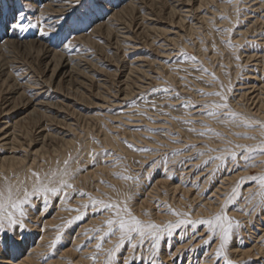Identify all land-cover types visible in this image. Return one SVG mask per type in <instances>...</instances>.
<instances>
[{"label":"rangeland","instance_id":"rangeland-1","mask_svg":"<svg viewBox=\"0 0 264 264\" xmlns=\"http://www.w3.org/2000/svg\"><path fill=\"white\" fill-rule=\"evenodd\" d=\"M201 2L204 3L203 1ZM201 2L200 0H79V2L78 0H0V127L4 126L6 121L10 124L19 117L25 116V121L21 124H17V128L22 131L25 130L26 133H31V138H36L39 134V128L37 130L36 127L37 122H43L42 124L46 122L45 128L47 130V127H49V131H47L53 134V136L57 137L58 135H62L58 136V138H65L67 132L65 139L71 140V144L66 146V148L58 141L52 140V143L47 141L48 145L51 146H49L50 148H52L51 144H53L57 150H60L62 147L65 149H61L58 155L57 153L53 154V152H50V154H45L43 156L37 154L40 158L37 157L36 154L31 155V157L28 155L27 158L29 164L30 162L33 164L36 162L34 166L43 168L46 165L48 166L47 159L49 156L56 157L55 159L57 161L53 158L55 161L54 163L59 164V169H62L64 166L62 169L64 171L65 164L63 160H69V157H71V162L69 161L70 165H67V170L69 169L68 172L70 173L67 178L66 176H62V170L56 174L57 176H53V172H48L45 177L48 178L46 183L53 180H60L61 177H63V179L68 180L73 185V189L65 188L63 189L64 191L62 190L56 195L51 194L52 196L50 198L47 197L49 198L47 202H45V199L42 197L43 194H38L30 198V205L29 203L24 205L26 213L28 212L30 215L27 213L25 218L27 224L25 223L24 229L18 226L15 232L17 231L18 239L27 241V243H29L28 245L33 247L34 264H99L102 262V264H105L107 257L106 250L112 248L117 242L118 234L116 235L117 238L115 236H112L114 238H105L103 243L105 251L97 253L96 244L99 242L97 237L100 233L93 229L100 228L111 213L107 211H104L105 213L101 212V210H99L101 206L99 205V208L97 206L96 209L92 208L93 206L89 197L103 199L107 202L109 196L105 198L101 188H97L95 185L99 182L101 186L108 188V186H112L113 180H124L122 182L128 183V185L125 184V187H127L126 189L130 196L128 195L125 199H127L128 202L133 198L130 203L128 202L129 207L131 206L130 208L132 211L134 210L133 213L135 215L138 214V212L140 214L146 212L144 215L143 213L141 215H136L137 217H142L141 220L145 221L151 219V221H156L155 223H160L161 225H167L170 220L176 223L178 219L182 218L175 217L174 215L172 216V212L169 211L171 205L173 206L170 207L171 209L180 212H188L186 210L190 209L189 213H192L190 214L192 217L186 218L198 220V217L201 215H195V213L200 211L202 206H205V208L209 210L211 207L216 206L221 200H227V197L231 196L233 189L236 188V195L231 202L227 204L226 208L227 213L229 212L228 215L233 218L232 220L239 221L241 225L238 227L239 229L233 228L232 235H234V237H231L229 240L226 250V253L228 252L227 258L231 261L234 260L232 264H264V255H260L262 252L260 251L259 253L258 247H253V245L257 243V246H260L264 252V233L262 232L264 227L262 228L260 226V221L256 223L257 221L254 218L257 216L258 212H260V209H257L258 207L255 206L257 198H253V191L249 192L246 188L242 189L244 183H241L239 185L240 188L237 189V183H235L237 181L227 180V177L232 175L233 172L236 174L243 172L242 170L252 175L255 173L256 167H246L242 149L236 148L237 159L235 160H233L230 155H226L228 153L224 151L232 147L233 143L240 142L238 139H240L241 142L247 141L248 138H245V136L251 137V135H249V130H251V128L256 129V123L253 125L256 127L243 128H239V126L232 123L221 125V123L208 117L203 108L205 103H211L215 99V101H217L219 98L201 94V92L225 91L227 95L229 92L227 96L230 97V99L228 98L229 105H233L232 107L234 108H239L240 106L237 110L230 105L231 109L234 111L236 110L237 113L240 112L244 117L248 114V116L255 115V113H252L254 112L252 108L254 104H250L251 101H248V103L240 99L238 100L237 97L241 92L248 91L246 88L255 82L253 78L258 76L257 73L260 69H263L264 72V65L262 64L264 61H261L260 58L264 53V7L260 6L261 2L264 3V0H210L208 3L205 2L204 4ZM125 5H131L132 8H125ZM45 6H48L47 9ZM124 8L125 10L122 11ZM223 8H225L224 10L226 12ZM120 10L121 12H119ZM172 10L177 13H171ZM186 10H188V12ZM20 12L24 14V22H31L34 27L29 28L27 31H22L11 26ZM116 12H118V14ZM54 14L56 16H54ZM51 16L53 18L59 17V21H57L58 18L53 19ZM206 16H208V19ZM179 19H181V21ZM42 31L48 33V35H42ZM122 36L124 37L122 38ZM182 52L187 55L182 56ZM252 54L256 55V57L247 59L248 56ZM192 57H195V60L191 59ZM254 64L255 66L257 64L259 70L255 68ZM251 65L252 67H250ZM204 69L207 71H203ZM256 71L258 72L256 73ZM2 73L9 75L8 77L11 79V83L19 86L16 91L22 92V102L19 103L17 100L14 102V99L4 101V97L7 95L5 93V85L8 81H4L6 75L3 76L1 75ZM244 73H246V75ZM248 78H252V80ZM262 80H264V73L261 78V81ZM220 84L225 88L222 89ZM165 88L170 89V91H162ZM228 88H232V90L227 91ZM244 88L246 90H244ZM229 94H234L235 97ZM25 101L28 102L24 104ZM233 102L236 103V105H234ZM37 103L41 105H37ZM185 103H188L189 107H183L182 105ZM191 105H195V107ZM35 106L39 108H37L38 114L36 112L34 116L29 115V111ZM244 106L246 107L244 108ZM42 114L44 117H42ZM66 124L70 126L71 130L68 129V126L66 127ZM51 128L52 130H50ZM192 129H195V131H192ZM209 129H211V131H209ZM202 132L204 133L203 135L200 134ZM235 132L241 134L236 135ZM216 133H220V135H216ZM232 137L237 141L235 142ZM85 138L89 139L86 140ZM116 139L117 142L113 141ZM204 139L207 144H205ZM83 140L86 141L84 144ZM198 141L199 143L197 144ZM85 143H88L90 146ZM91 144H95L96 146ZM114 144H116V148ZM195 144L198 146H195ZM48 145L45 146L49 150ZM38 146L40 145L37 144L36 148ZM105 148L107 149L105 150ZM114 149L117 150L115 151ZM1 150L2 148H0V152ZM61 151L67 154L64 153V155H60ZM25 152L26 151L21 152V154ZM91 152H94V154L92 155ZM95 153H97V156H95ZM219 155L225 156V162L222 163L220 160L211 159ZM45 156L48 157L46 158ZM172 157L177 162L173 160ZM257 157L258 156H255V160ZM34 158V162L31 161V159ZM36 158H39V160ZM158 159L159 161H157ZM207 160L209 162L205 164ZM123 162L125 163L123 164ZM74 163L75 166L71 165ZM247 163L251 164L253 161ZM107 164L108 166H106ZM116 166H119L121 169ZM99 167L101 169H99ZM154 167L155 169H153ZM104 168L105 170H103ZM44 170H47V167L44 168ZM87 170L94 171L97 175L92 178V183L89 182L90 184L88 185H82V175L87 173ZM21 173L22 172H18L17 174L19 175ZM59 173H61L60 176ZM190 173L192 174L190 175ZM207 173L209 176H207ZM14 174L15 173L11 172V179L18 177L17 174ZM124 175L134 177L131 180H125L122 178ZM135 179L137 180L135 181ZM156 181H164L165 184L156 187ZM223 181L226 183H222ZM138 183L141 184L138 186ZM170 183H172V185ZM134 185L135 187H132ZM176 185H181V188L175 189L174 186ZM137 188L140 189L138 190ZM216 188H219L218 190L220 192L216 190ZM186 189H190L189 195L183 193V190L187 191ZM192 189L194 193L191 191ZM146 190L148 191L146 192ZM167 191H172L173 193ZM207 191L209 192L207 193ZM65 192L68 193V197L64 199ZM153 192L154 195H152ZM81 193H86V195L83 196ZM140 195L143 197L140 198ZM151 195L154 196V199L150 197ZM174 195L175 197L173 199ZM56 197L57 199H55ZM50 200L53 201V203ZM62 200L63 202H61ZM143 200H145V202L140 204ZM153 200H155V202ZM68 201H71V204ZM82 201H84V204ZM76 202L78 205H73L77 204ZM150 202H154L155 204L153 203L152 205ZM81 204H87V209L81 207ZM208 204L211 206L209 207ZM60 205L61 207H59ZM179 207H184V210H182V208L179 210ZM77 208L79 209L78 212L72 211V209ZM59 209L60 211L64 210V212H60ZM55 210H58L59 213L58 211L56 213ZM65 213L68 216H65ZM84 213H86V215ZM233 213L240 215L234 218ZM77 215H81L83 218L76 220L75 217ZM163 215H165V217ZM31 216L35 219L34 221L37 220L36 222H38V224H40L41 220H47L48 222V220L51 221L54 219L52 224L49 223L50 225L46 226L50 230L48 234L53 236L46 237L44 244H41L39 247H35L34 245V243H38L37 238H35L36 236H31L32 232L36 235L37 233L35 232L39 230L38 228L35 231L34 227L36 226H30L33 224ZM34 216L37 217L34 218ZM90 217H94V219ZM175 218H177V220ZM250 219L252 222L249 223ZM70 220L72 221L71 224L68 223ZM96 220H99V225L96 223ZM30 221L31 223H29ZM161 222H163V224ZM243 224L246 225L244 226ZM94 225H97V227L95 228ZM255 225H257L258 228ZM243 227L245 228L243 229ZM69 228H72V230L68 232V234L67 231ZM205 228L206 226L204 227L202 225H183L180 228H174L172 230V236L168 235L167 231H165L162 233L163 235L159 242V248L156 250H153L150 238L145 240L142 247H138L135 250L131 247V243H135V240L129 243L125 241L124 248L122 247L118 253H116L117 255H115L112 264H124V260L133 255H135L136 259L132 261V264H169L171 262V264H226L223 256L217 257L216 255L220 243L218 238L219 234L214 236L212 238L213 240H209V234L206 230L207 228ZM25 229H27V231ZM29 229L32 232H29ZM61 229L63 231H61ZM259 229V237L256 239L252 232L255 233L259 231ZM175 230L177 231L175 232ZM81 231L83 232V236ZM61 233L66 236L64 237L63 235V238ZM74 233H78V237H76L77 235ZM249 233H252L251 235L254 239ZM79 234H81L83 238H81ZM10 235L11 234H9V236ZM190 235H192L193 238ZM56 236H59V239H57ZM76 238L78 241L75 240ZM79 238L82 241L79 240ZM6 240L9 241L8 238ZM53 240L55 241L54 245ZM71 240L78 243L71 242ZM110 240L112 242L111 246L109 245ZM185 240L187 242H185ZM189 240L191 242H189ZM206 240L208 241L207 243H205ZM107 246L109 247L107 248ZM125 246H127L126 249ZM34 247L38 250L35 251ZM232 248L233 250H231ZM234 250L238 253L236 251L234 252ZM241 250H250V252L242 254L243 251ZM24 253L22 252V254ZM22 254L20 253L17 257H12V264H16L18 260L14 259H20L23 257ZM94 255L97 257L95 260L92 259ZM87 257H91V259H89L91 262L88 261ZM101 257L103 258L101 259ZM204 259H208L206 260L207 262Z\"/></svg>","mask_w":264,"mask_h":264},{"label":"bare ground","instance_id":"bare-ground-1","mask_svg":"<svg viewBox=\"0 0 264 264\" xmlns=\"http://www.w3.org/2000/svg\"><path fill=\"white\" fill-rule=\"evenodd\" d=\"M53 1V0H52ZM201 1H203L204 3L206 2V3H208L210 0H200V2ZM259 1V0H258ZM55 2V1H54ZM217 2V1H216ZM51 3H53V2H51ZM202 3V2H201ZM204 3H202V4H204ZM215 3V2H214ZM258 3V2H257ZM260 3V2H259ZM48 4H49V2H48ZM47 4V5H48ZM55 4V3H54ZM169 4V3H168ZM217 4V3H216ZM254 4H256V3H254ZM253 4V5H254ZM56 5H57V3H56ZM115 5V4H114ZM50 6H51V4H50ZM55 6V5H54ZM59 6V5H58ZM62 6V5H61ZM181 6V5H180ZM221 6V5H220ZM219 6V7H220ZM257 6H259V5H257ZM261 7H264V3L263 2H261V5H260ZM46 7V6H45ZM48 7V6H47ZM47 7H46V9H47ZM52 7V6H51ZM56 7V6H55ZM65 7V6H64ZM125 8H132V6L131 5H128V6H124ZM218 7V8H219ZM53 8V7H52ZM61 8V7H60ZM59 8V9H60ZM62 8H63V6H62ZM67 8V7H66ZM125 8L122 10V11H124L125 10ZM168 8V7H167ZM174 8V7H173ZM184 8V7H183ZM226 8V7H225ZM225 8H223V10L225 9ZM51 9V8H50ZM58 9V10H59ZM64 9V8H63ZM179 9H181V8H179ZM187 9V8H186ZM219 9H222V8H219ZM257 9V8H256ZM256 9H254V10H256ZM44 10H45V8H44ZM55 10V9H54ZM110 10H113V9H110ZM182 10V9H181ZM252 10V9H251ZM251 10H250V12H251ZM253 10V11H254ZM47 11V10H46ZM62 11V10H61ZM64 11V10H63ZM67 11V10H66ZM65 11V12H66ZM187 12H188V10H186ZM225 11V10H224ZM257 11V10H256ZM52 12V11H51ZM54 12H57V11H54ZM68 12V11H67ZM119 12H121V10L119 11ZM175 13L173 10L171 11V13ZM210 12H211V10H210ZM226 12V11H225ZM46 13V12H45ZM47 13H50V12H47ZM59 13V12H58ZM57 13V14H58ZM117 14H118V12H116ZM177 13V12H176ZM249 13V12H248ZM53 14V13H52ZM51 14V15H52ZM67 14V13H66ZM182 15V14H181ZM203 15V14H202ZM53 16V15H52ZM51 16V18H53ZM54 16H56L55 14H54ZM58 16V15H57ZM60 16H62V15H60ZM183 16V15H182ZM65 17V16H64ZM208 16H206V18H207ZM58 18V20L57 21H59V17H57ZM57 18H53V19H57ZM202 18V17H201ZM201 18H200V22H201ZM213 18V17H212ZM211 18V19H212ZM50 19V18H49ZM52 19V20H53ZM203 19V18H202ZM208 19V18H207ZM209 19H210V17H209ZM215 19H217V18H215ZM254 19V18H253ZM180 21H181V19H179ZM195 20V19H194ZM199 20V19H198ZM198 20H197V22H198ZM204 20V19H203ZM231 21V20H230ZM61 22V21H60ZM205 22V21H204ZM263 22V21H262ZM120 23V22H119ZM203 23V22H202ZM201 23V24H202ZM208 23V22H207ZM215 23V22H214ZM57 24V23H56ZM227 24V23H226ZM254 25V24H253ZM55 26V25H54ZM229 26V25H228ZM109 27V26H108ZM194 27V26H193ZM201 28V27H200ZM137 29V28H136ZM191 29V28H190ZM110 31V30H109ZM108 31V32H109ZM126 31V30H125ZM123 32V31H122ZM231 32V31H230ZM234 32V31H233ZM120 33V32H119ZM243 33V32H242ZM233 34V33H232ZM113 35V34H112ZM127 36V35H126ZM263 36V35H262ZM120 37V36H119ZM124 36H122V38H123ZM128 37V36H127ZM237 37V36H236ZM235 37V38H236ZM234 38V39H235ZM129 39V38H128ZM231 39H233V38H231ZM237 39V38H236ZM246 39V38H245ZM170 40H172V39H170ZM174 40V39H173ZM236 41V40H235ZM192 42V41H191ZM238 42V41H237ZM132 44V43H131ZM236 44V43H235ZM263 44H264V41H263ZM43 45V44H42ZM30 46H32V45H30ZM174 46V45H173ZM237 46H239V45H237ZM241 47V46H240ZM40 48H42V47H40ZM35 49H36V47H35ZM40 50V49H39ZM44 50H46V49H44ZM86 50V49H85ZM239 51H241V50H239ZM42 52H44V51H42ZM41 52V53H42ZM262 52V51H261ZM263 52H264V49H263ZM38 54V53H37ZM54 54V53H53ZM241 54V53H240ZM250 54V53H249ZM257 54H258V52H257ZM50 56V55H49ZM57 56V55H56ZM72 56V55H71ZM263 56V57H262ZM262 56L260 57L261 58V61H264V53L262 54ZM256 57V55H254V54H252V55H249L248 56V58L247 59H250V58H255ZM59 59V58H58ZM79 59V58H78ZM153 59V58H152ZM258 59V58H257ZM257 59H255V60H257ZM50 60H52V59H50ZM242 61H243V59H242ZM257 61H260V60H257ZM260 61V62H261ZM10 62V61H9ZM53 62H54V60H53ZM59 62H61V61H59ZM251 62V61H250ZM255 62V61H254ZM50 63V62H49ZM58 63V62H57ZM83 63V62H82ZM46 64V63H45ZM263 65H264V63H262ZM50 65V64H49ZM61 65V64H60ZM258 65H260V64H258ZM112 66V65H111ZM254 66H255V64H254ZM254 66H253V68H254ZM4 67V66H3ZM62 67V66H61ZM64 67V66H63ZM242 67V66H241ZM250 67H252V65L250 66ZM72 68V67H71ZM243 68H244V66H243ZM255 68H257L258 69V67H257V64H256V66H255ZM5 69V68H4ZM133 69V68H132ZM6 70V69H5ZM138 70V69H137ZM238 70V69H237ZM241 70V69H240ZM245 70V69H244ZM255 70V69H254ZM259 70V69H258ZM61 71V70H60ZM131 71V70H130ZM139 72V71H138ZM258 71H256V73H257ZM126 73V72H125ZM241 73H242V71H241ZM263 69H260V71L257 73V75L258 76H256V77H252L254 80H255V82L254 83H252V85H250V86H248L246 89H248V91H246V92H241V90L239 89V91L241 92L240 94H239V96L237 97L238 98V100L240 99V100H243V101H245V102H248V101H251V103L250 104H254L253 105V110H254V112H252V113H255V115H250V116H248V115H246L245 117H247V118H249L251 121H253V122H259V123H256V126H252V127H256V129H254V128H251V130H249V135H251V137H255V139H248L247 141H244V140H242V141H244V142H241V140L240 139H238L240 142H238V143H233L232 142V140H231V142L233 143L232 145V147H230L229 149L230 150H234L235 149V151H237V149L235 148V145H237V144H242V145H247V146H251V147H256L262 140H264V136H262L261 135V132H262V129H261V124H264V80H262L261 81V78H262V76H263ZM245 75H246V73H244ZM254 74V73H253ZM1 75H6L5 73H2ZM236 75V74H235ZM9 75H6L5 76V80L4 81H8L7 82V84L5 85V93L7 94L4 98H5V100L4 101H8V100H10V99H14V102H15V100H17L19 103L20 102H22V100H23V98H22V92H19V91H16V89H18L19 88V86L17 85H14V83H11V79L8 77ZM249 76V75H248ZM251 76V75H250ZM50 77V76H49ZM55 77V76H54ZM210 77V76H209ZM237 77V76H236ZM4 78V77H3ZM51 78V77H50ZM247 78V77H246ZM245 78V79H246ZM252 78H250L251 80H252ZM10 79V80H9ZM29 79V78H28ZM249 79V78H248ZM249 79V80H250ZM218 80V79H217ZM220 80H221V78H220ZM53 81V80H52ZM225 81V80H224ZM260 81V82H259ZM34 82V81H33ZM124 82V81H123ZM226 82V81H225ZM232 82V81H231ZM251 82H253V81H251ZM3 83V82H2ZM26 83H27V81H26ZM222 83V82H221ZM227 83V82H226ZM225 83V84H226ZM229 83H230V81H229ZM233 83H236V82H233ZM245 83V82H244ZM250 83V82H249ZM257 83V84H256ZM34 84H36V83H34ZM242 84V83H241ZM251 84V83H250ZM1 85V84H0ZM221 85V84H220ZM239 86V85H238ZM225 88V87H224ZM241 88V87H240ZM42 89H43V87H42ZM243 89V88H242ZM245 88H244V90H246ZM41 90V89H40ZM231 90H232V88H231ZM233 90H234V88H233ZM1 91H2V89H1ZM36 91H37V89H36ZM48 91V90H47ZM81 91V90H80ZM39 92V91H38ZM37 92V93H38ZM140 93V92H139ZM229 93V92H228ZM228 93H227V96H228ZM232 93V92H231ZM34 94V93H33ZM37 95V94H36ZM230 95V94H229ZM231 95H234V94H231ZM230 95V96H231ZM45 96V95H44ZM43 97V96H42ZM234 97H235V95H234ZM38 98V97H37ZM41 98V97H40ZM47 98V97H46ZM229 99H230V97H228ZM232 99V98H231ZM234 99V98H233ZM19 100H21V101H19ZM41 100V99H40ZM216 100V99H215ZM214 100V101H215ZM206 101V100H205ZM218 101V100H217ZM229 101V100H228ZM231 101V100H230ZM10 102V101H9ZM28 101H25L24 102V104H26ZM239 102V101H238ZM237 102V103H238ZM5 103V102H4ZM17 103V102H16ZM15 103V104H16ZM50 103V102H49ZM230 103H232V102H230ZM240 103V102H239ZM243 103V102H242ZM249 103V102H248ZM41 105L40 103H37V105ZM43 104V103H42ZM233 104L234 105H236V103H234L233 102ZM34 105H35V103H34ZM53 105V104H52ZM231 105V104H230ZM67 106V105H66ZM81 106V105H80ZM233 105H231V107H232ZM238 106V105H237ZM40 107V106H39ZM45 107V106H44ZM43 107V108H44ZM230 107V108H231ZM246 106H244V108H245ZM250 107V106H249ZM38 108V107H37ZM37 108H36V106L35 107H32L31 108V110L29 111V115H35L36 114V112H37ZM232 108H234V107H232ZM236 108V107H235ZM234 108V109H235ZM238 108V107H237ZM236 108V109H237ZM239 108H240V106H239ZM238 108V109H239ZM10 109V108H9ZM39 109V108H38ZM237 109V110H238ZM250 109V108H249ZM233 110V109H232ZM241 110V109H240ZM239 110V111H240ZM48 111V110H47ZM49 112V111H48ZM235 112H237L236 110H235ZM243 112V111H242ZM248 112H250V111H248ZM247 112V113H248ZM45 113V112H44ZM244 113V112H243ZM2 114V113H1ZM37 114H38V112H37ZM65 114V113H64ZM239 114H240V112H239ZM245 114V113H244ZM43 115V114H42ZM41 115V116H42ZM55 115V114H54ZM65 116V115H64ZM42 117H44V115L42 116ZM49 117H52V116H49ZM48 117V118H49ZM56 117V116H55ZM244 117V116H243ZM34 118V117H33ZM33 118H32V120H33ZM39 118V117H38ZM60 118V117H59ZM200 118V117H199ZM25 119H26V117L25 116H22V117H19L18 119H16V120H14L12 123H10V124H8V121H6L5 122V125L4 126H2V127H0V148H2V150H1V152H0V187H2L3 185H4V183H5V181H4V178L5 177H7L8 178V181L15 187V186H22V187H26L29 191H31L32 190V187H33V184H34V181H35V177H33L32 175H31V173L32 172H37V173H39L40 174V177H41V179L44 181V183H46L47 182V180H48V178H46L45 176H47V174H48V172H53V173H55V174H57L58 172H60V170H62L63 169V167H62V169H59V167L60 166H58L59 164H55L54 162V160H56L54 157H48V156H45L46 158L48 157V166L46 165L45 167H43V168H40V167H36V166H34V164H36V162H34L33 160H35V158L34 159H31V161H33L34 162V164L33 163H31L30 162V164L27 162V158H28V155L31 157V155H33V154H40V155H45V154H50V152L52 153L53 152V154L54 153H57V155H58V153L60 152V150L62 149V150H65L63 147H65L66 148V146H68L69 144H71V140H66L65 138H66V134H67V132H66V134H65V138L64 137H59L58 138V136H62V135H58L57 137L56 136H53V134H51L50 132H48L49 130H48V128L49 127H47V130H46V122L44 123V124H42L43 122H37V130H38V128H39V134L36 136V138H31V133H26L25 132V130H18V128H17V124H21L22 122H24L25 121ZM40 119V118H39ZM38 119V120H39ZM45 119H46V116H45ZM35 120V119H34ZM38 120H36V121H38ZM48 120V119H47ZM51 120V119H50ZM44 121V120H43ZM35 122V121H34ZM53 122V121H52ZM64 123V122H63ZM67 123H68V121H67ZM51 124V123H50ZM56 124V123H55ZM59 124V123H58ZM69 124H70V122H69ZM228 124H230V123H228ZM48 125V124H47ZM52 125V124H51ZM51 125H49V126H51ZM73 125V124H72ZM211 125H212V123H211ZM221 125H223V124H221ZM253 125H254V123H253ZM26 126V125H25ZM35 126V125H34ZM53 126V125H52ZM64 126V125H63ZM68 125L66 124V127H67ZM65 127V126H64ZM213 127V126H212ZM236 127V126H235ZM244 126L243 125H241V126H239V128H243ZM115 128V127H114ZM215 128V127H214ZM28 129V128H27ZM68 129H70V126H68ZM74 129V128H73ZM219 129H221V128H219ZM234 129V128H233ZM236 129V128H235ZM50 130H52V128L50 129ZM71 130V129H70ZM69 130V131H70ZM223 130H225V129H223ZM29 131V130H28ZM35 131H36V129H35ZM68 131V132H69ZM232 131V130H231ZM240 131V130H239ZM247 131V130H246ZM56 132V131H55ZM127 132V131H126ZM125 132V133H126ZM208 132V131H207ZM244 132H245V130H244ZM38 133V132H37ZM63 133V132H62ZM65 133V132H64ZM124 133V134H125ZM229 133V132H228ZM236 133V132H235ZM238 133V132H237ZM247 133H248V131H247ZM241 134V133H240ZM232 135V134H231ZM230 135V136H231ZM107 137V136H106ZM113 137V136H112ZM136 137V136H135ZM111 138V137H110ZM116 138V137H115ZM231 138V137H230ZM233 138V137H232ZM86 139V138H85ZM89 139V138H88ZM88 139H86V140H88ZM113 139V138H112ZM196 139V138H195ZM221 139V138H220ZM226 139V138H225ZM234 139V138H233ZM52 140H54V141H58V142H60L61 144H63L64 146L60 149V150H57V149H55V145H53V144H51L52 145V148H50L51 146L50 145H48V143H47V141H49L50 143H52ZM102 140V139H101ZM107 140H108V138H107ZM197 140V139H196ZM199 140V139H198ZM235 140V142L237 141L236 139H234ZM113 141H116L117 142V139L116 140H113ZM185 141V140H184ZM189 141V140H188ZM194 141V140H193ZM200 141V140H199ZM199 141L197 142V144L199 143ZM204 141H205V139H204ZM221 141V140H220ZM84 142H86V141H84L83 140V144H84ZM103 142V141H102ZM53 143H55V142H53ZM89 143H90V141H89ZM106 143V142H105ZM201 143V142H200ZM228 143V142H227ZM40 145V146H38L37 148H36V145ZM86 145L88 144V143H85ZM97 144V143H96ZM111 144V143H110ZM113 144V143H112ZM136 144V143H135ZM197 144H195V146L197 145ZM203 144V143H202ZM205 144H207L206 143V141H205ZM209 144V143H208ZM219 144V143H218ZM221 144V143H220ZM45 145H48V147H49V150L47 149V147L45 146ZM57 145V144H56ZM89 145V144H88ZM91 145H93V144H91ZM95 145V144H94ZM93 145V146H94ZM171 145V144H170ZM176 145V144H175ZM175 145H173V146H175ZM211 145V144H210ZM222 145V144H221ZM225 145V144H224ZM58 146H59V144H58ZM76 146V145H75ZM74 146V147H75ZM85 146V145H84ZM90 146V145H89ZM96 146V145H95ZM114 146H115V148H116V144H114ZM198 146V145H197ZM223 146V145H222ZM97 147H98V144H97ZM104 147V146H103ZM178 147H179V144H178ZM225 147V146H224ZM87 148V147H86ZM89 148V147H88ZM92 148V147H91ZM99 148H101V147H99ZM98 148V149H99ZM168 148H170V147H168ZM177 148V147H176ZM184 148H186V147H184ZM198 148V147H197ZM232 148V149H231ZM23 149H25V150H23ZM59 149V148H58ZM70 149V148H69ZM73 149H75V148H73ZM82 149V148H81ZM93 149H94V147H93ZM92 149V150H93ZM107 148H105V150H106ZM165 149V148H164ZM199 149V148H198ZM203 149V148H202ZM67 150V149H66ZM115 150V149H114ZM117 150V149H116ZM115 150V151H116ZM119 150V149H118ZM182 150H184V149H182ZM189 150V149H188ZM207 150V149H206ZM209 150V149H208ZM239 150V149H238ZM24 151H26L25 153H22L21 154V152H24ZM71 151V150H70ZM90 151V150H89ZM95 151V150H94ZM96 151H98V150H96ZM121 151V150H120ZM126 151V150H125ZM124 151V152H125ZM164 151V150H163ZM162 151V152H163ZM197 151V150H196ZM210 151V150H209ZM240 151V150H239ZM64 152V151H63ZM76 152V151H75ZM77 152H78V149H77ZM87 152V151H86ZM195 152V151H194ZM199 152V151H198ZM207 152V151H206ZM224 152V151H223ZM28 153V154H27ZM65 153V152H64ZM64 153H62V151H61V153H60V155H64ZM92 153V155L94 154V152H91ZM184 153V152H183ZM197 153V152H196ZM216 153V152H215ZM228 153V152H227ZM238 153H240V152H238ZM65 154H67V153H65ZM97 153H95V156H97L96 155ZM125 154H126V152H125ZM167 154V153H166ZM182 154V153H181ZM186 154V153H185ZM200 154V153H199ZM204 154V153H203ZM37 155V157H39L40 158V156H38ZM72 155V154H71ZM175 155V154H174ZM189 155V154H188ZM187 155V156H188ZM211 155H212V153H211ZM216 155V154H215ZM226 155H229V154H226ZM52 156H55V155H52ZM89 156V155H88ZM91 156V155H90ZM101 156V155H100ZM172 156V155H171ZM197 156V155H196ZM205 156V155H204ZM209 156H210V154H209ZM254 156H258L257 157V159L255 160V161H253V163H255V167H256V171H255V173L254 174H252V175H250V173H248L247 171L246 172H244V170H242L243 172H240V173H236L235 174V172H233V174L232 175H230L229 177H227V180L229 181V180H234V181H237V182H235V183H237L238 184V182H239V185L241 184V183H244L243 184V187H242V189L243 188H246L247 189V191H249V192H251V191H253L254 193L256 192V191H258V183L256 182V181H253V180H251V179H244V180H242L241 178L242 177H244V178H246V177H252V176H259V175H261V174H264V155H259V154H255ZM32 157H34V156H32ZM60 157V156H59ZM64 157H67V156H64ZM63 157V158H64ZM75 157V156H74ZM92 157V156H91ZM99 157V156H98ZM102 157V156H101ZM101 157H99V158H101ZM158 157V156H157ZM174 157V156H173ZM172 157V158H173ZM185 157H186V155H185ZM189 157V156H188ZM39 158H36V159H38L39 160ZM53 158H54V160H53ZM58 158V157H57ZM63 158H61V159H63ZM76 158V157H75ZM85 158V157H84ZM95 158V157H94ZM97 158V157H96ZM178 158V157H177ZM206 158V157H205ZM66 159V158H65ZM104 159V158H103ZM113 159V158H112ZM163 159V158H162ZM165 159V158H164ZM237 159V158H236ZM44 160V159H43ZM90 160V159H89ZM106 160H108V159H106ZM106 160H105V162H106ZM121 160V159H120ZM128 160V159H127ZM166 160V159H165ZM173 160H175L174 158H173ZM42 161V160H41ZM57 161V160H56ZM73 161V160H72ZM122 161V160H121ZM151 161V160H150ZM157 161H159V159L157 160ZM176 161V160H175ZM181 161V160H180ZM208 161V160H207ZM63 162H64V160H63ZM71 162V161H70ZM69 162V163H70ZM162 162V161H161ZM177 162V161H176ZM183 162H185V161H183ZM237 162V161H236ZM28 163V164H27ZM44 163V162H43ZM86 163H88V162H86ZM121 163V162H120ZM125 162H123V164H124ZM147 163V162H146ZM166 163V162H165ZM181 163V162H180ZM217 163V162H216ZM106 164V163H105ZM114 164V163H113ZM149 164H151V163H149ZM163 164V163H162ZM186 164V163H185ZM227 164V163H226ZM225 164V165H226ZM70 165V164H69ZM71 165H74L75 166V163L74 164H71ZM99 165V164H98ZM110 165V164H109ZM174 165V164H173ZM177 165H179V164H177ZM181 165V164H180ZM41 166V165H40ZM77 166V165H76ZM101 166V165H100ZM104 166V165H103ZM106 166H108V164L106 165ZM121 166H122V164H121ZM124 166V165H123ZM129 166V165H128ZM142 166V165H141ZM150 166V165H149ZM153 166V165H152ZM208 166H210V165H208ZM227 166V165H226ZM47 167V170H44V168H46ZM114 167V166H113ZM116 167H119V166H116ZM156 167V166H155ZM155 167L153 168V169H155ZM159 167V166H158ZM166 167H168V166H166ZM191 167V166H190ZM78 168V167H77ZM126 169H128L127 167H125ZM132 168V167H131ZM161 168V167H160ZM182 168V167H181ZM188 168V167H187ZM209 168V167H208ZM220 168V167H219ZM49 169V170H48ZM75 169V168H74ZM99 169H101L100 167H99ZM118 169V168H117ZM119 169H121L120 167H119ZM119 169H118V171H119ZM123 169V168H122ZM130 169V168H129ZM134 169V168H133ZM151 169V168H150ZM152 169V170H153ZM173 169V168H172ZM69 170V169H68ZM94 170V169H93ZM103 170H105V168L103 169ZM137 170V169H136ZM143 170V169H142ZM182 170V169H181ZM195 170V169H194ZM199 170V169H198ZM201 170V169H200ZM230 170H231V168H230ZM235 170V169H234ZM88 171V170H87ZM97 171H98V169H97ZM113 171H114V169H113ZM116 171V170H115ZM122 171V170H121ZM128 171V170H127ZM169 171V170H168ZM176 171V170H175ZM184 171V170H183ZM192 171V170H191ZM233 171V170H232ZM11 172L12 173H15V174H17L18 172H22L21 174H17L18 175V177L17 178H13V179H11ZM62 173H63V170L61 171ZM79 172V171H78ZM78 172H77V174H78ZM105 172V171H104ZM126 172V171H125ZM154 172V171H153ZM171 172V171H170ZM188 172V171H187ZM196 172V171H195ZM194 172V173H195ZM203 172V171H202ZM222 172V171H221ZM98 173V172H97ZM198 173V172H197ZM216 173V172H215ZM14 174V175H15ZM60 174L61 173H59V176H60ZM101 174H103V173H101ZM122 174V173H121ZM154 174V173H153ZM175 174V173H174ZM192 173H190V175H191ZM199 174V173H198ZM223 174V173H222ZM52 175V174H51ZM96 173L94 172V171H88L87 173H85V174H83L82 175V180H83V183H82V185H88V184H90V183H92L93 181H91L92 180V178L93 177H96ZM111 175V174H110ZM141 175H142V173H141ZM149 175V174H148ZM176 175V174H175ZM186 175V174H185ZM216 175V174H215ZM228 175V174H227ZM4 176V177H3ZM54 176V175H53ZM57 176V175H56ZM119 176V175H118ZM117 176V177H118ZM125 176V175H124ZM126 176H128V175H126ZM133 176V175H132ZM174 176V175H173ZM181 176V175H180ZM180 176H178V177H180ZM183 176V175H182ZM197 176V175H196ZM207 176H209L208 175V173H207ZM3 177V178H2ZM14 177V176H13ZM111 177V176H110ZM134 177V176H133ZM137 177V176H136ZM176 177V176H175ZM198 177V176H197ZM221 177V176H220ZM223 177V176H222ZM54 178V177H53ZM61 178H63V177H61ZM66 178H67V176H66ZM102 178V177H101ZM114 178V177H113ZM137 178H139V177H137ZM173 178V177H172ZM185 178V177H184ZM191 178V177H190ZM190 178H188V179H190ZM203 178V177H202ZM206 178V177H205ZM218 178H219V176H218ZM68 179H70V178H68ZM90 179V180H89ZM103 179V178H102ZM141 179V178H140ZM225 179H226V177H225ZM75 180V179H74ZM105 180V179H104ZM109 180V179H108ZM137 179H135V181H136ZM144 180V179H143ZM174 180V179H173ZM176 180V179H175ZM206 180H208V179H206ZM216 180V179H215ZM218 180V179H217ZM54 181V180H53ZM53 181H51V182H53ZM58 181H59V179L58 180H55L54 181V184H56V185H52V183L50 184V186H57L58 185ZM72 181V180H71ZM122 181H124V180H122ZM122 181H116V180H113L112 181V186L110 187V186H108V188L107 187H104V186H101V184L99 183V182H97L96 183V187L97 188H101V190H102V192L104 193L103 194V196L105 195V198H107L106 196H109V199H111L112 201H120V202H123V201H125V200H127V199H125L126 197H128V190L126 189L127 187H125V184L126 185H128V183H125V182H122ZM133 181V180H132ZM135 181H133V182H135ZM170 181V180H169ZM168 181V182H169ZM214 181V180H213ZM226 181V180H225ZM20 182H23V185H21V183ZM77 182V181H76ZM79 182V181H78ZM90 182V183H89ZM101 182V181H100ZM128 182V181H127ZM157 182V181H156ZM199 182V181H198ZM214 182H216V181H214ZM218 182V181H217ZM232 182V181H231ZM130 183V182H129ZM132 183V182H131ZM142 183V182H141ZM141 183H138V186H139V184H141ZM175 183V182H174ZM201 183V182H200ZM222 183H224V181L222 182ZM226 183V182H225ZM224 183V184H225ZM230 183V182H229ZM46 184H48V183H46ZM80 184V183H79ZM110 184V183H109ZM161 184L163 185V184H165V182L164 181H158L157 183H156V187H158L159 185L161 186ZM171 185H172V183H170ZM182 184V183H181ZM190 184V183H189ZM154 185V184H153ZM175 185V184H174ZM218 185V184H217ZM59 186V185H58ZM81 186V185H80ZM152 186V185H151ZM187 186V185H186ZM200 186H201V184H200ZM211 186V185H210ZM220 186H221V184H220ZM91 187V186H90ZM129 187H130V184H129ZM132 187H135V185L134 186H132ZM146 187V186H145ZM150 187V186H149ZM164 187H165V185H164ZM163 187V188H164ZM169 187V186H168ZM171 187V186H170ZM181 188V185L180 186H178V185H176V186H174V188L175 189H177V188ZM188 187V186H187ZM196 187V186H195ZM216 187V186H215ZM214 187V188H215ZM228 187V186H227ZM83 188V187H82ZM81 188V189H82ZM143 188H144V186H143ZM173 188V189H174ZM189 188V187H188ZM212 188V187H211ZM225 188V187H224ZM240 188V186L237 188V189H239ZM138 189V188H137ZM140 189V188H139ZM138 189V190H139ZM145 189V188H144ZM143 189V190H144ZM158 189V188H157ZM174 189V190H175ZM182 189H184V188H182ZM194 189V188H193ZM191 190L192 192L194 191V190ZM219 188H216V190H218ZM233 189V188H232ZM241 189V190H242ZM67 190V189H66ZM100 190V191H101ZM149 190V189H148ZM148 190H146V192L148 191ZM164 190V189H163ZM162 190V191H163ZM169 190V189H168ZM171 190V189H170ZM173 190V191H174ZM187 191H185V190H183V193L186 195H189L190 193H189V191H190V189H186ZM197 190V189H196ZM231 190V189H230ZM64 191V190H63ZM77 191V190H76ZM151 191V190H150ZM181 191V190H180ZM213 191V190H212ZM219 191V190H218ZM229 191V190H228ZM137 192V191H136ZM145 192V193H146ZM164 192V191H163ZM167 192H172V191H167ZM177 192V191H176ZM192 192H191V194H192ZM209 191H207V193H208ZM214 192V191H213ZM220 192V191H219ZM218 192V193H219ZM242 192V191H241ZM78 193V192H77ZM138 193L140 194V192L138 191ZM173 193V192H172ZM175 193V192H174ZM182 193V194H183ZM194 193V192H193ZM202 193V192H201ZM210 193H212V192H210ZM215 193V192H214ZM222 193H223V191H222ZM231 193V192H230ZM238 193V192H237ZM244 193H246V192H244ZM76 194V193H75ZM95 194V193H94ZM98 194V193H97ZM134 194V193H133ZM151 194V193H150ZM156 194V193H155ZM178 194V193H177ZM176 194V195H177ZM184 194H183V196H184ZM215 194H217V193H215ZM228 194V193H227ZM226 194V195H227ZM248 194V193H247ZM21 195H22V193H21ZM96 195V194H95ZM94 195V196H95ZM141 195H143V194H141ZM141 195H140V198H142L141 197ZM146 195H147V193H146ZM152 195H154V192H153V194ZM150 196V197H153V199H154V196ZM159 195H161V194H159ZM158 195V196H159ZM172 195V194H171ZM211 195H213V194H211ZM220 195V194H219ZM52 195L51 194H48V197L50 198ZM61 196V195H60ZM84 196V195H83ZM130 196V195H129ZM139 196V195H138ZM138 196H137V198H138ZM164 196H165V194H164ZM191 196V195H190ZM248 196V195H247ZM42 197L44 198V195H42ZM74 197V196H73ZM96 197V196H95ZM132 197H134V196H132ZM148 197V196H147ZM160 197V196H159ZM172 197V196H171ZM174 197H175V195L173 196V199H174ZM222 197V196H221ZM49 198H47V199H49ZM70 198V197H69ZM72 198V197H71ZM136 198V197H135ZM146 198V197H145ZM144 198V199H145ZM149 198V197H148ZM147 198V199H148ZM157 198V197H156ZM161 198H162V196H161ZM206 198V197H205ZM212 198V197H211ZM228 198V197H227ZM257 198V200H256V204H255V206L256 207H258L257 209H260V212H258V214H257V216H255L254 218L256 219V223H259L258 221H260V226L263 228L264 227V205H262L260 202H259V197L257 196L256 197ZM32 199H34V198H32ZM37 199V198H36ZM40 199V198H39ZM51 199H53V198H51ZM55 199H57V197L55 198ZM64 199H65V197H64ZM74 199V198H73ZM77 199V198H76ZM109 199H108V201H109ZM149 199H151V198H149ZM172 199V198H171ZM170 199V200H171ZM178 199V198H177ZM196 199H197V197H196ZM207 199V198H206ZM213 199V198H212ZM54 200V199H53ZM79 200V199H78ZM103 200V199H102ZM131 200V199H130ZM132 200H133V198H132ZM131 200V201H132ZM135 200V199H134ZM142 200V199H141ZM152 200V199H151ZM161 200V199H160ZM166 200V199H165ZM176 200V199H175ZM180 200V199H179ZM189 200H191V199H189ZM202 200H204V199H202ZM219 200V199H218ZM49 201V200H48ZM51 201V200H50ZM80 201H81V199H80ZM131 201H128L129 203L131 202ZM154 202H155V200H153ZM181 201V200H180ZM179 201V202H180ZM33 202V201H32ZM52 203H53V201H51ZM61 202H63V200L61 201ZM69 202V201H68ZM71 202V201H70ZM69 202V203H70ZM79 202V201H78ZM83 202V204H84V201H82ZM135 202V201H134ZM145 202V200H143V201H141L140 202V204H142V203H144ZM149 202V201H148ZM152 202V201H151ZM150 202V203H151ZM153 202V203H154ZM162 202H164V201H162ZM166 202V201H165ZM173 202V201H172ZM225 202H226V200H221L216 206H213V207H211L209 210L207 209V208H205V206H202L201 207V210L200 211H198V212H196L195 213V215H201V216H199L198 217V219H201V218H208V217H210V216H212V215H214L215 213H217V212H219L220 210H221V207L222 206H224L225 205ZM34 203V202H33ZM77 203V202H76ZM81 203V202H80ZM153 203H151L152 205H153ZM171 203V202H170ZM178 203V202H177ZM202 203V202H201ZM209 203V202H208ZM211 203V202H210ZM58 204V203H57ZM62 204V203H61ZM71 204V203H70ZM83 204H81V205H83ZM90 204V203H89ZM147 204V203H146ZM155 204V203H154ZM163 204V203H162ZM161 204V205H162ZM165 204V203H164ZM167 204V203H166ZM183 204H184V202H183ZM186 204V203H185ZM191 204V203H190ZM193 204V203H192ZM213 204V203H212ZM29 205H30V203H29ZM36 205H37V203H36ZM56 205V204H55ZM73 205H78V203L77 204H73ZM139 205V204H138ZM150 205V204H149ZM157 205H158V203H157ZM180 205V204H179ZM194 205V204H193ZM132 206H134V205H132ZM140 206V205H139ZM142 206V205H141ZM148 206V205H147ZM151 206V205H150ZM149 206V207H150ZM172 206V205H171ZM170 206V207H171ZM190 206V205H189ZM196 206V205H195ZM208 206H209V204H208ZM211 206V205H210ZM209 206V207H210ZM25 207V206H24ZM27 207V206H26ZM33 207V206H32ZM36 207V206H35ZM59 207H61V205L59 206ZM58 207V208H59ZM69 207V206H68ZM77 207V206H76ZM82 207V206H81ZM98 207V206H97ZM131 207V206H130ZM144 207V206H143ZM148 207V208H149ZM168 207V206H167ZM169 207V208H170ZM173 207V206H172ZM231 207V206H230ZM80 208V207H79ZM90 208V207H89ZM93 208V207H92ZM99 208V207H98ZM134 208H136V207H134ZM148 208H147V210H148ZM157 208H158V206H157ZM175 208V207H174ZM180 208H182V210H184L183 208L184 207H179V210H180ZM189 208V207H188ZM62 209V208H61ZM67 209V208H66ZM78 209V208H77ZM81 209V208H80ZM85 209H87V208H85ZM96 209V208H95ZM94 209V210H95ZM133 209V208H132ZM144 209V208H143ZM149 209H151V208H149ZM165 209V208H164ZM82 210V209H81ZM146 210V209H145ZM162 210V209H161ZM166 210V209H165ZM181 210V211H182ZM190 210V209H189ZM189 210H186V211H188V213H189ZM250 210V209H249ZM32 211V210H31ZM56 211V210H55ZM58 211V210H57ZM57 211H56V213H57ZM59 211H60V209H59ZM59 211H58V213H59ZM63 212H64V210H62ZM62 211H60V212H62ZM92 211V210H91ZM91 211H90V213H91ZM98 211V210H97ZM134 211V210H133ZM132 211V212H133ZM135 211H137V210H135ZM193 211H195V210H193ZM70 212V211H69ZM82 212V211H81ZM85 212V211H84ZM101 212H104V211H101ZM108 212V211H107ZM153 212V211H152ZM155 212H157V211H155ZM158 212H160V211H158ZM192 212V211H191ZM226 212H227V208H226ZM28 213V212H27ZM105 213V212H104ZM110 213V212H109ZM143 213V212H142ZM141 213V214H142ZM146 213V212H145ZM145 213H143V215L145 214ZM148 213V212H147ZM164 213V212H163ZM229 213V212H228ZM228 213H227V215H228ZM40 214H41V212H40ZM55 214V213H54ZM68 214V213H67ZM72 214V213H71ZM85 215H86V213H84ZM98 214H99V212H98ZM139 212H138V214H136V215H141ZM153 214V213H152ZM190 214H192V213H190ZM248 214V213H247ZM28 215H30L29 213H28ZM33 215V214H32ZM87 215H89V214H87ZM102 215V214H101ZM142 215V216H143ZM149 215V214H148ZM151 215V214H150ZM157 215V214H156ZM155 215V216H156ZM168 215V214H167ZM207 215H210V216H207ZM233 215H234V218H236V217H238V215H240V214H236V213H233ZM256 215V214H255ZM59 216V215H58ZM57 216V217H58ZM65 216H68V215H66V213H65ZM72 216V215H71ZM97 216V215H96ZM99 216V215H98ZM104 216V215H103ZM109 216V215H108ZM107 216V217H108ZM146 216V215H145ZM144 216V217H145ZM159 216H161V215H159ZM159 216H158V218H159ZM164 217H165V215H163ZM172 216H173V214H172ZM175 216V215H174ZM37 216H34V218H36ZM168 217H169V215H168ZM176 217V216H175ZM189 217H192V216H189ZM228 217L229 218H231L229 215H228ZM233 217V216H232ZM31 218H32V216H31ZM56 218V217H55ZM59 218V217H58ZM90 218H92V217H90ZM98 218V217H97ZM105 218V217H104ZM140 219L142 218V217H139ZM146 218H147V216H146ZM146 218H144V219H146ZM182 218H184V217H182ZM33 219V218H32ZM38 219V218H37ZM92 219H94V217L92 218ZM99 219V218H98ZM102 219V218H101ZM107 219V218H106ZM149 219V218H148ZM153 219V218H152ZM170 219V218H169ZM176 220H177V218H175ZM189 219V218H188ZM231 219H233V218H231ZM35 219H33V224H31L30 226L32 227V226H36V227H34L35 228V231H36V229H38L39 228V230L37 231V232H35V233H37L36 235H34V233L30 230L29 232H32L31 233V236H36L35 238H37V242L38 243H34V245H35V247H39V246H41V244L43 245L44 244V242H45V240H46V237H50V236H53V235H49L48 233H49V228H47L46 226H48V225H50V224H52L53 222H54V219L53 220H51V221H49L48 220V222H47V220L46 221H43V220H41L40 221V224H38V222H36V221H34ZM57 220V219H56ZM89 220V219H88ZM100 220V219H99ZM98 220V221H99ZM103 220V219H102ZM151 220V219H150ZM164 220H166V219H164ZM174 220V219H173ZM195 220V219H194ZM32 221V220H31ZM31 221L29 222V223H31ZM90 221V220H89ZM92 221V220H91ZM97 221V220H96ZM96 222L97 224L99 223V222ZM101 221V220H100ZM160 221V220H159ZM168 221V220H167ZM171 221V220H170ZM253 221H254V219H253ZM74 222V221H73ZM93 222H94V220H93ZM92 222V223H93ZM156 222V221H155ZM174 222V221H173ZM250 222H252L251 221V219L249 220V223ZM255 222V221H254ZM26 223V222H25ZM50 223V224H49ZM66 223V222H65ZM162 224H163V222H161ZM164 223H165V221H164ZM27 224V223H26ZM36 224H38V225H36ZM66 224H68V223H66ZM101 224V223H100ZM160 224V223H159ZM253 224V223H252ZM56 225V224H55ZM99 225V224H98ZM161 225V224H160ZM165 225V224H164ZM241 225V224H240ZM244 225V224H243ZM246 225V224H245ZM244 225V226H245ZM257 225H259V224H257ZM257 225H255V226H257ZM62 226V225H61ZM65 226V225H64ZM95 226V225H94ZM196 226V225H195ZM18 227V226H17ZM53 227V226H52ZM79 227H81V226H79ZM97 227V225L95 226V228ZM205 227V226H204ZM250 227V226H249ZM252 227H254V226H252ZM26 228H27V226H26ZM34 228H33V230H34ZM56 228V227H55ZM180 228V227H179ZM185 228V227H184ZM187 228V227H186ZM245 227H243V229H244ZM257 228H258V226H257ZM24 229V228H23ZM81 229V228H80ZM206 229V228H205ZM204 229V230H205ZM236 229V228H235ZM239 229V228H238ZM253 229V228H252ZM251 229V230H252ZM19 230H20V228H19ZM26 231H27V229H25ZM58 230H59V228H58ZM67 230V229H66ZM72 230V228H69L68 229V231H67V233L68 232H70ZM94 230V229H93ZM207 230V229H206ZM250 230V231H251ZM255 230V229H254ZM262 230V229H261ZM61 231H63L62 229H61ZM76 231V230H75ZM79 231V230H78ZM77 231V232H78ZM177 230H175V232H176ZM179 231V230H178ZM181 231V230H180ZM184 231V230H183ZM185 231H186V229H185ZM192 231V230H191ZM241 231V230H240ZM250 231H248V232H250ZM55 232H56V230H55ZM74 232V231H73ZM175 232H174V234H175ZM235 232V231H234ZM245 232V231H244ZM260 232V229H259V231H257V232H252L253 234H254V236L256 237V239L259 237V233ZM263 233H264V228H263V231H262ZM51 233V232H50ZM52 233H53V231H52ZM64 233V232H63ZM76 233V232H75ZM74 233V234H75ZM83 232L81 231V234H82ZM85 233V232H84ZM184 233V232H183ZM233 233V232H232ZM251 233V234H252ZM58 234H60V233H58ZM66 234V233H65ZM69 234V233H68ZM67 234V235H68ZM78 234V233H77ZM77 234H75V235H77ZM81 234H79V236H81ZM98 234V233H97ZM168 234V233H167ZM174 234H173V236H174ZM179 234V233H178ZM250 234V233H249ZM250 234V235H251ZM12 235V234H11ZM64 235V234H63ZM63 235H62V233H61V236L63 237ZM72 235V234H71ZM100 235V234H99ZM163 235V234H162ZM165 235V234H164ZM208 235V234H207ZM30 236V237H31ZM66 235H64V237H65ZM70 236V235H69ZM73 236V235H72ZM82 236H83V234H82ZM81 236V238H83ZM172 236V235H171ZM178 236V235H177ZM182 236V235H181ZM190 236H192V235H190ZM189 236V237H190ZM206 236V235H205ZM252 236V235H251ZM251 236H250V238H251ZM9 237V234H4V241H5V243L3 244V245H0V264H12L13 262L11 261V259H12V257H17V255L18 254H22V252L24 253V254H22L23 255V257H21L20 259L18 258V259H14V260H18V261H16V264H34V261H33V258H34V256H33V247H30L28 244L29 243H27V241H22V240H20V239H18V234H17V231L14 233V237H13V239H14V241H15V243H14V245L13 244H11L9 241H7L6 239ZM57 237V236H56ZM63 237V238H64ZM75 237V236H74ZM76 237H78V235L76 236ZM96 237V236H95ZM94 237V238H95ZM116 237V236H115ZM186 237V236H185ZM231 237H234V235H232ZM253 237V236H252ZM71 238H73V237H71ZM70 238V239H71ZM112 238H114V237H112ZM117 238V237H116ZM115 238V239H116ZM171 238V237H170ZM175 238V237H174ZM182 238V237H181ZM188 238V237H187ZM186 238V239H187ZM192 238H193V236H192ZM191 238V239H192ZM208 238V237H207ZM218 238H219V236H218ZM249 238V237H248ZM56 239V238H55ZM74 239V238H73ZM163 239H164V237H163ZM169 239V238H168ZM253 239H254V237H253ZM27 240V239H26ZM32 240V239H31ZM75 240H77V238L75 239ZM79 240H81L80 238H79ZM84 240V239H83ZM188 240V239H187ZM213 240V239H212ZM236 240V239H235ZM50 241H51V238H50ZM54 241V240H53ZM57 241V240H56ZM65 241H67V240H65ZM73 240H71V242H72ZM78 241V240H77ZM82 241V240H81ZM80 241V242H81ZM169 241V240H168ZM183 241V240H182ZM215 241V240H214ZM254 242H257V241H255V240H253ZM29 242V241H28ZM34 242V241H33ZM73 242H75V241H73ZM79 242V243H80ZM98 242V241H97ZM109 242V241H108ZM184 242V241H183ZM185 242H187L186 240H185ZM189 242H191L190 240H189ZM219 242H220V240H219ZM235 242V241H234ZM75 243H78V242H75ZM112 242H111V240H110V242H109V245L111 246L112 244H111ZM129 243V242H128ZM33 244V243H32ZM108 244V243H107ZM150 244V243H149ZM188 244V243H187ZM72 245H74V244H72ZM104 245V244H103ZM106 245V244H105ZM126 245V244H125ZM190 245H192V244H190ZM46 246V245H45ZM214 246V245H213ZM217 246H218V244H217ZM35 247H34V249H35ZM106 247V246H105ZM109 246H107V248H108ZM126 247L127 246H125V249H126ZM165 247H166V245H165ZM169 247V246H168ZM188 247V246H187ZM219 247V246H218ZM230 247V246H229ZM228 247V248H229ZM253 247H258V251H259V253H260V251L263 253H261L260 255H264V252H263V249L260 247V246H257V243H255L254 245H253ZM31 248V249H30ZM123 248H124V246H123ZM180 248V247H179ZM192 248H193V246H192ZM72 249V248H71ZM70 249V250H71ZM89 249V248H88ZM88 249H86V250H88ZM109 249V248H108ZM165 249V248H164ZM217 249V248H216ZM235 249H237V248H235ZM38 250V249H37ZM36 249H35V251H37ZM193 250V249H192ZM202 250V249H201ZM227 250V249H226ZM231 250H233V248L231 249ZM26 251H28V252H26ZM71 251H73V250H71ZM166 251V250H165ZM167 251H168V249H167ZM176 251V250H175ZM175 251H174V253H175ZM185 251V250H184ZM212 251V250H211ZM214 251H216V250H214ZM229 251V250H228ZM236 250H234V252H235ZM241 251H243V250H241ZM43 252V251H42ZM177 252V251H176ZM194 252V251H193ZM209 252V251H208ZM233 252V251H232ZM237 252V251H236ZM239 252H240V250H239ZM248 252H250V250H248V251H243L242 252V254L243 253H248ZM38 253V252H37ZM118 253V252H117ZM121 253V252H120ZM123 253V252H122ZM173 253V252H172ZM197 253H198V251H197ZM200 253V252H199ZM228 253V252H227ZM238 253V252H237ZM258 253V252H257ZM81 254V253H80ZM201 254H204V253H201ZM234 254V253H233ZM232 254V255H233ZM115 255H117V254H115ZM119 255V254H118ZM167 255V254H166ZM198 255V254H197ZM211 255L213 256V254L211 253ZM257 255V254H256ZM97 256H99V255H97ZM103 256H105V255H103ZM187 256V255H186ZM215 256V255H214ZM234 256V255H233ZM235 256H236V254H235ZM238 256V255H237ZM39 257V256H38ZM81 257H82V255H81ZM168 257V256H167ZM166 257V258H167ZM199 257H200V255H199ZM84 258V257H83ZM88 258V257H87ZM103 257H101V259H102ZM207 258V257H206ZM237 258V257H236ZM89 259H91V257H89L88 258V261H90L91 262V260H89ZM106 259H107V257H106ZM181 259V258H180ZM199 259V258H198ZM255 259V258H254ZM85 260H87V259H85ZM151 260V259H150ZM164 260V259H163ZM187 260V259H186ZM191 260V259H190ZM205 260V259H204ZM206 260H208V259H206ZM205 260V261H206ZM210 260V259H209ZM98 261V260H97ZM96 261V262H97ZM100 261V260H99ZM172 261V260H171ZM170 261V262H171ZM188 261V260H187ZM232 261H234V260H232ZM15 262V261H14ZM101 262H102V260H101ZM207 262V261H206ZM211 262V261H210ZM261 262H262V260H261ZM84 263H85V261H84ZM103 263V262H102ZM102 263H99V264H102ZM154 263V262H153ZM172 263V262H171ZM171 263H169V264H171ZM234 263V262H233ZM259 263V262H258ZM90 264V263H89ZM115 264V263H114ZM140 264V263H139ZM152 264V263H151ZM262 264V263H261Z\"/></svg>","mask_w":264,"mask_h":264},{"label":"snow or ice","instance_id":"snow-or-ice-1","mask_svg":"<svg viewBox=\"0 0 264 264\" xmlns=\"http://www.w3.org/2000/svg\"><path fill=\"white\" fill-rule=\"evenodd\" d=\"M11 26L22 31H27L29 28L34 27L31 22H24L23 12H20L18 14ZM42 35H48V33L42 31ZM181 55L186 56L187 54L182 52ZM191 59L195 60V57H192ZM203 71L207 70L204 69ZM221 88L223 89L224 86L221 85ZM230 90V88L227 89V91ZM162 91L168 92L170 91V89L165 88ZM201 94L204 96H215L219 98L218 101L205 103L203 105L206 115L216 120L218 123H232L236 126L243 125L244 127H252L253 123H259L253 122L249 118L243 117L241 114L232 110L228 103V97L225 91L201 92ZM182 106L187 108L189 107V104L185 103ZM191 106L195 107V105ZM260 126L262 129L261 135L264 136V124H261ZM192 131H195V129H192ZM209 131H211V129H209ZM200 134L203 135L204 133L202 132ZM216 135H220V133H216ZM236 135L240 134L236 133ZM245 138L255 139V137L247 136H245ZM235 148L242 149L244 153L243 158L246 161V167H254L256 166L255 163L249 164L247 162L255 160V156L253 154L264 155V140H262L256 147L237 144L235 145ZM224 151L228 152L233 160L237 158V153L235 150L225 149ZM211 159L220 160L223 163L225 162L226 158L224 155H219L216 157H212ZM70 160L71 157H69V160L64 161L65 169L62 173V176L70 175L67 170V165L69 164ZM208 162L209 161H205V164H207ZM31 175L35 177V181L31 191L22 186L14 187L8 181L7 177L4 178V185L0 187V245H3L5 243L4 234H12L8 237V240L11 244L14 245L15 241L13 239V235L15 233V229L17 228V226H19L20 228L25 227V218L27 216V213L24 209V205L30 203L31 197L38 194H43L45 202H47L48 194L56 195L65 188L73 189V185L68 180H65L63 178L58 181L59 186H50L52 182L49 181L48 184L44 183L39 173L32 172ZM53 175L55 176L56 174L53 173ZM122 178L125 180L133 179V177L130 176H123ZM241 179H251L258 183V191L253 193V198L258 196L259 202L264 205V174L246 178L242 177ZM20 183L21 185H23V182ZM237 187H239V182L237 184ZM64 195L65 198L68 197L67 192H65ZM81 195H86V193H81ZM235 195L236 188L233 189L232 195L228 197L225 205L221 207V210L219 212L208 218H201L198 220H191L186 218L190 216V213L188 212H180L169 208V211H171L173 215L184 218L178 219L176 223L170 221L167 223V225H160L151 220H141L132 212L127 200L120 202L112 201L111 199H109V201L105 202L101 199L89 197L93 208H96V206L99 205L101 206L99 210L108 211L111 213V215L103 222L100 228L94 229V231L100 233V235L97 237L99 241L96 244L97 253L105 251L103 248L105 238H111L112 236H116L118 234L117 242L113 245L112 248L106 250L107 259L105 261V264H112L115 258V254L124 246L125 241L131 242L135 240V243H131L132 249L135 250L138 247H142L145 240L150 238L152 241V248L153 250H156L159 248V242L162 238V233H164L165 231H167L168 235H171L174 228H179L183 225H202L206 226L207 228L209 240L219 234L220 243L216 251V255L217 257L223 256L226 264H232V261L228 260L227 258L226 249L229 240L231 239L233 228H238L240 224L239 221H234L228 217L226 206L231 202ZM82 207L87 208L88 205L85 204L82 205ZM72 211L78 212L79 209H72ZM82 218L83 217L81 215H77L75 217L76 220H80ZM68 223L71 224L72 221L70 220L68 221ZM57 239H59V236L57 237ZM207 242L208 241L206 240L205 243ZM54 244L55 241H53V245ZM96 258L97 257L95 255L92 257L93 260H95ZM135 259L136 257L135 255H133L128 259H125L124 264H132V261Z\"/></svg>","mask_w":264,"mask_h":264}]
</instances>
